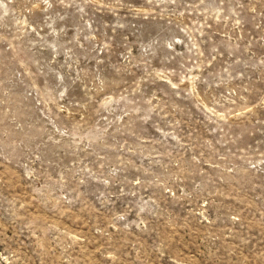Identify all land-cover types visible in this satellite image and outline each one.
<instances>
[{
    "label": "rangeland",
    "instance_id": "rangeland-1",
    "mask_svg": "<svg viewBox=\"0 0 264 264\" xmlns=\"http://www.w3.org/2000/svg\"><path fill=\"white\" fill-rule=\"evenodd\" d=\"M0 264H264V0H0Z\"/></svg>",
    "mask_w": 264,
    "mask_h": 264
}]
</instances>
